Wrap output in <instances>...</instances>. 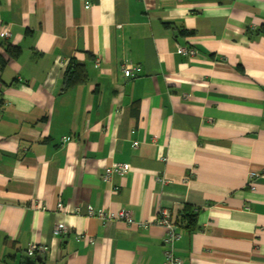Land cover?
<instances>
[{
    "label": "crops",
    "instance_id": "crops-1",
    "mask_svg": "<svg viewBox=\"0 0 264 264\" xmlns=\"http://www.w3.org/2000/svg\"><path fill=\"white\" fill-rule=\"evenodd\" d=\"M258 30L264 0H0V264H164L160 210L181 264H264Z\"/></svg>",
    "mask_w": 264,
    "mask_h": 264
},
{
    "label": "built area",
    "instance_id": "built-area-1",
    "mask_svg": "<svg viewBox=\"0 0 264 264\" xmlns=\"http://www.w3.org/2000/svg\"><path fill=\"white\" fill-rule=\"evenodd\" d=\"M86 6L88 7V4H86ZM9 36L10 33L8 31H3L0 34L1 38H7ZM177 52L183 55L193 54V51L187 49L186 47H179L177 49ZM138 71H140V67L138 65L131 64L129 62H125L122 65V75L124 78H132L135 76V72ZM133 145L136 146L137 143H133ZM128 169H129V165L126 163L113 164L112 166L105 169L104 174L102 176L103 180L108 182L112 177V175L122 176L127 173ZM256 176H257L256 173L252 172L250 173L249 177L251 179H254L256 178ZM251 190H254V187H252ZM75 212L79 213V208H76ZM85 216L97 217L103 221L120 220L128 224L132 223V215L127 210H120L119 212L112 213V212H104L103 210L96 211L91 206H87L85 211ZM156 220L166 230V234L163 238V245L165 247L164 264H181L180 258L175 256L174 254V246L175 243L179 240L180 235L176 232V225L175 222L172 220L170 213L167 210H160ZM65 230H66L65 226L60 224L54 227L55 234H61ZM43 250L44 248L42 246L32 245L30 246L28 254L34 255L36 253L42 252Z\"/></svg>",
    "mask_w": 264,
    "mask_h": 264
},
{
    "label": "trees",
    "instance_id": "trees-1",
    "mask_svg": "<svg viewBox=\"0 0 264 264\" xmlns=\"http://www.w3.org/2000/svg\"><path fill=\"white\" fill-rule=\"evenodd\" d=\"M259 32L264 33V31L258 30L257 33H259ZM3 41H4L3 39H0L1 45H3ZM19 50H20L19 47H14V46L9 45L6 49V53L10 57H15V56H18ZM3 65H4V60L2 59V57L0 55V66L2 67ZM64 74L65 75H64L63 84H64L65 88L71 87V86H76L77 84L84 83L86 80V76H85L84 69H83L82 65L70 64L65 69ZM189 217H193V216H189ZM5 264H11V263L6 261Z\"/></svg>",
    "mask_w": 264,
    "mask_h": 264
}]
</instances>
